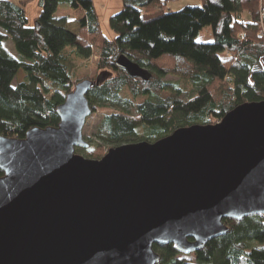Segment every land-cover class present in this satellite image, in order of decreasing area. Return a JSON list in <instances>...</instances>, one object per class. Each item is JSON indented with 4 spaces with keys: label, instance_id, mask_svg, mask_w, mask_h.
I'll return each instance as SVG.
<instances>
[{
    "label": "water",
    "instance_id": "95a60500",
    "mask_svg": "<svg viewBox=\"0 0 264 264\" xmlns=\"http://www.w3.org/2000/svg\"><path fill=\"white\" fill-rule=\"evenodd\" d=\"M115 66L151 77L125 54ZM108 76L77 81L56 126L0 135V264H155L153 244L190 254L224 219L264 215V100L87 158V93Z\"/></svg>",
    "mask_w": 264,
    "mask_h": 264
},
{
    "label": "trees",
    "instance_id": "16d2710c",
    "mask_svg": "<svg viewBox=\"0 0 264 264\" xmlns=\"http://www.w3.org/2000/svg\"><path fill=\"white\" fill-rule=\"evenodd\" d=\"M27 1L0 0V135L23 138L32 127L56 126L55 108L75 84L72 58L94 54L97 71L109 76L87 93L92 112L102 113L93 143L80 148L87 158H100L108 146L152 142L179 127L208 124L236 105L264 100V0H200L199 6L167 12L164 0H122L121 9L108 17L112 39L101 31L92 0H39L33 25L25 14ZM61 3L83 10L74 26L56 20ZM207 25L212 42L196 41ZM6 40L19 56L3 48ZM120 54L147 68L150 79L115 66ZM167 86L173 88L162 97ZM224 222L225 234L190 254L171 243L153 244L155 264H264V215Z\"/></svg>",
    "mask_w": 264,
    "mask_h": 264
},
{
    "label": "rangeland",
    "instance_id": "374dc122",
    "mask_svg": "<svg viewBox=\"0 0 264 264\" xmlns=\"http://www.w3.org/2000/svg\"><path fill=\"white\" fill-rule=\"evenodd\" d=\"M19 1H21V0H16L14 2H19ZM92 2H93L92 3L93 6L95 8V11L99 16L98 18L100 20L99 25H100L101 31L109 39L114 38L115 33L112 31V29L109 26L108 17L110 15L118 12L121 9L122 0H92ZM164 3L165 4L162 8L165 12H167V11L179 10L180 8H182L183 6H186V5L199 6L200 0H164ZM40 8L41 7H40V1L39 0H29L26 2V4L24 5V9H25V14L29 20L28 21L29 24H31V25L34 24V19L38 16V14L40 12ZM59 11H60L59 13L56 12V15L68 14V11H65L63 9H59ZM245 16H246V13H245ZM195 40L198 42H204V43L212 42L211 26L207 25V26L202 27L199 30V32L197 33V35L195 36ZM2 45H3V48L6 51H8L11 55H13L15 57L19 56L18 52L14 48V45L11 42V40L3 41ZM71 49H72L71 47H66V50H71ZM220 54H221V56H225L224 52H221ZM96 59H97L96 54L92 55L88 60L75 58V57L72 58L71 61L74 64V69L76 72V75L73 76L75 83L78 81V79H79L78 77L81 75L86 76L83 78H89V79L96 77V75L100 72V71H97V69L95 67ZM21 73L22 72L20 70L17 73L16 78L18 76H21ZM15 79L13 80V84L16 83ZM163 79L169 83H179L182 88L188 87L187 83L179 82L175 77H172V76H164ZM73 87H74V85L72 86V88ZM167 87H168V90L162 91V93H161L162 97H166L169 94V91L173 88L172 86H167ZM123 94H124V96L131 98V94L128 91L124 92ZM135 100L140 101V100H142V97H138ZM101 114H102L101 111L92 112L86 118L85 124H84L83 129H82L83 137L85 140H87V141L90 140L93 143V140H94L93 138H95L94 133L100 124V119L102 116ZM214 122H216V121H214ZM214 122H211V123H214ZM109 147H111V146L105 147L104 154L106 153V151L108 150ZM75 152L84 156V152H83V150H80V148L78 150H76ZM256 244L261 245L259 243H256Z\"/></svg>",
    "mask_w": 264,
    "mask_h": 264
},
{
    "label": "crops",
    "instance_id": "0c3cea01",
    "mask_svg": "<svg viewBox=\"0 0 264 264\" xmlns=\"http://www.w3.org/2000/svg\"><path fill=\"white\" fill-rule=\"evenodd\" d=\"M11 1H16V0H11ZM59 9H63L65 11H68V14H64V15L63 14H59V15L55 14L56 20L65 21L64 24L70 25L71 27L73 24L76 23V21H79L84 15V12L81 8H77V9L72 10L67 3H61L59 5L58 13L60 12ZM62 17H64V18H62ZM98 17L99 16L97 14V18ZM98 21H100L99 18H98ZM77 29H78V27L75 26V31H77Z\"/></svg>",
    "mask_w": 264,
    "mask_h": 264
}]
</instances>
